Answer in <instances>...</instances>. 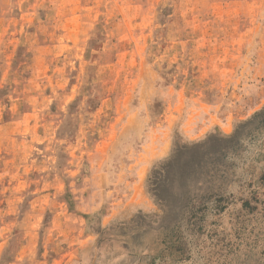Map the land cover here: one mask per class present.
I'll return each instance as SVG.
<instances>
[{
  "label": "rangeland",
  "instance_id": "1",
  "mask_svg": "<svg viewBox=\"0 0 264 264\" xmlns=\"http://www.w3.org/2000/svg\"><path fill=\"white\" fill-rule=\"evenodd\" d=\"M263 108L264 0H0V264H264L263 127L147 186Z\"/></svg>",
  "mask_w": 264,
  "mask_h": 264
},
{
  "label": "trees",
  "instance_id": "2",
  "mask_svg": "<svg viewBox=\"0 0 264 264\" xmlns=\"http://www.w3.org/2000/svg\"><path fill=\"white\" fill-rule=\"evenodd\" d=\"M262 127L264 128V108L252 119L239 124L232 136L219 138L211 135L204 142L192 144L190 148L176 142L171 158L154 166L150 172L147 186L155 204L167 211L168 191L174 183H178L180 187H194L199 191L204 180L210 182L215 177L227 174L229 169L224 160L235 150L243 131ZM187 149L191 151L190 159L184 156ZM175 167H178L177 171ZM181 198L189 200V203L191 201V197L184 194Z\"/></svg>",
  "mask_w": 264,
  "mask_h": 264
}]
</instances>
